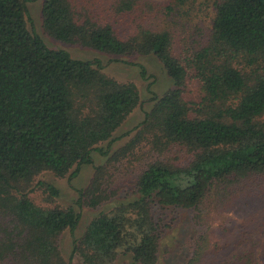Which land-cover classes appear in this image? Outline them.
I'll return each instance as SVG.
<instances>
[{"label":"trees","instance_id":"obj_1","mask_svg":"<svg viewBox=\"0 0 264 264\" xmlns=\"http://www.w3.org/2000/svg\"><path fill=\"white\" fill-rule=\"evenodd\" d=\"M189 1L109 0L113 13L127 17L122 35L79 0H44L52 37L163 63L172 87L152 98L131 147L151 136L161 154L178 148L191 155L186 164L176 156L150 161L136 197L89 223L73 247L85 264H112L122 253L135 264H157L155 206L196 209L194 222L205 230L186 264H264V241L255 238L264 234V205L245 200L257 188L264 197V0H215L209 27L193 29L182 20L194 8L183 10ZM27 15L26 0H0V264H73L60 238L75 231L80 212L39 205L29 188L44 171L75 176L93 163V151L141 97L135 83L106 74L101 60L47 45ZM96 179L84 193L90 206L113 197ZM241 197L254 204L251 215L226 221L223 212ZM213 214L222 215L218 226Z\"/></svg>","mask_w":264,"mask_h":264},{"label":"rangeland","instance_id":"obj_2","mask_svg":"<svg viewBox=\"0 0 264 264\" xmlns=\"http://www.w3.org/2000/svg\"><path fill=\"white\" fill-rule=\"evenodd\" d=\"M109 0H79L80 4L90 5L92 9L102 11L103 20L110 21L118 32L124 35L128 31L127 17H121L113 13L108 6ZM161 1V0H157ZM215 0H190L183 10L194 7L190 15L183 17V21L189 23L192 29L199 25L207 28L214 18L215 11L213 2ZM112 2V0H111ZM28 7L27 23L31 30L36 31L53 48L67 49L72 56L84 60H101L104 71L109 76L122 81L133 82L137 85L141 101L139 106L131 113L121 126L115 131L109 141L98 145V150L93 151V163L83 164L78 173L73 176L57 177L51 171H44L38 175L34 184L29 188L30 197L39 205L54 207L74 206L80 212V220L74 232L65 230L60 238V248L65 257H72L73 264H85L82 257L73 251L74 240H79L86 231L89 223L97 216L109 213L121 201L136 197L137 179L139 174L150 161L168 156L179 157L181 163L186 164L191 160V155L178 148H172L163 154L152 146V137L148 136L131 147V141L137 136L141 123L145 119L146 112L154 104L153 97L163 95L172 87V81L164 68L163 63L154 55L133 54L128 56H115L96 49L78 44L66 43L49 35L43 26V3L44 0H26ZM199 28V27H198ZM142 66L146 75H142ZM123 150L127 152L122 153ZM74 171V170H73ZM98 174L100 187L106 189L113 195L112 198L97 206L87 203V192ZM43 183H49L59 189V195L51 196ZM257 192L248 196L245 200H251L256 205H264V197ZM264 196V194H263ZM243 197L235 203L230 210H225L224 218L229 221H242L252 213L254 204H249ZM196 209H184L179 207L161 208L155 206L153 214L159 222L161 241L159 247V258L157 264H186L192 256L197 238L204 232L203 225L194 222ZM259 211L256 212V214ZM213 225L218 226L223 219L222 215L213 214ZM264 219V213L260 214ZM219 235V233H217ZM261 242L264 234L255 236ZM213 241V240H212ZM214 242V241H213ZM77 244V243H76ZM112 264H135L129 254H120Z\"/></svg>","mask_w":264,"mask_h":264}]
</instances>
